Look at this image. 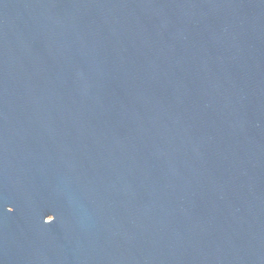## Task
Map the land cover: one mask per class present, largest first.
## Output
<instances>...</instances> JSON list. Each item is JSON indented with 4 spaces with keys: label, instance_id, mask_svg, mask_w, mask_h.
I'll use <instances>...</instances> for the list:
<instances>
[{
    "label": "water",
    "instance_id": "1",
    "mask_svg": "<svg viewBox=\"0 0 264 264\" xmlns=\"http://www.w3.org/2000/svg\"><path fill=\"white\" fill-rule=\"evenodd\" d=\"M0 264H264V0H0Z\"/></svg>",
    "mask_w": 264,
    "mask_h": 264
}]
</instances>
